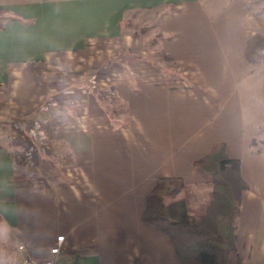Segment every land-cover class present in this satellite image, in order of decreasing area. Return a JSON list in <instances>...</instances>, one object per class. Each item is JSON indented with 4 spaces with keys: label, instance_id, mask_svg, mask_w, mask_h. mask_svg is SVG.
<instances>
[{
    "label": "crops",
    "instance_id": "obj_1",
    "mask_svg": "<svg viewBox=\"0 0 264 264\" xmlns=\"http://www.w3.org/2000/svg\"><path fill=\"white\" fill-rule=\"evenodd\" d=\"M0 11V122L17 132L0 142L1 233L36 254L64 235L59 264H179L142 219L145 196L163 177L209 180L193 161L223 143L247 185L236 248L264 264V60L246 52L264 36V0H0ZM141 13L159 68L150 36L123 28ZM26 148L59 175L17 174Z\"/></svg>",
    "mask_w": 264,
    "mask_h": 264
},
{
    "label": "trees",
    "instance_id": "obj_2",
    "mask_svg": "<svg viewBox=\"0 0 264 264\" xmlns=\"http://www.w3.org/2000/svg\"><path fill=\"white\" fill-rule=\"evenodd\" d=\"M262 49L264 36L256 34L248 43V58L258 60L254 54ZM193 164L210 179L194 184L180 176L158 179L145 196L142 219L169 236L179 264H242L234 241L240 197L247 186L239 158L227 156L223 143H216Z\"/></svg>",
    "mask_w": 264,
    "mask_h": 264
},
{
    "label": "rangeland",
    "instance_id": "obj_3",
    "mask_svg": "<svg viewBox=\"0 0 264 264\" xmlns=\"http://www.w3.org/2000/svg\"><path fill=\"white\" fill-rule=\"evenodd\" d=\"M1 14L3 16H5L2 11H0V15ZM146 16H147V14L145 15L144 13L136 14L134 16L133 15L127 16L126 22H124L123 28H125V30H127L128 32L140 31V32H142V34H146L147 36H150L149 42H151L152 44H149V46L147 48V52L150 49L152 51L148 52L145 56L151 54L150 60H151L152 64L156 68H159V65H158L159 60L158 59H160V56H161V53H159V51H157V44L159 42V37L157 35H155V33L152 29L149 30V26H150L149 24H151V22H144ZM0 18H1V16H0ZM134 19H137V22H135L136 20H134ZM153 33H154V37H153ZM129 51L130 50L127 48L124 49L123 55L126 57V60L129 59V57L127 56L128 53H131ZM142 55L140 56L139 54H137L138 57H142ZM255 55H257L256 58H258L259 60H264V50L263 49H262V51L261 50L257 51V53L254 54V56ZM160 61L162 64H164V62H162V61L166 62L164 57ZM0 98L4 99L5 97H2L0 95ZM122 109L123 108H118L116 110V114L122 113V111H123ZM56 112H58V111H56ZM108 113L112 117L113 114L110 110H108ZM13 126L14 125H9V124L4 125L0 122V142H6V141L10 142V139L8 140V138L6 136L10 134V131L12 130L11 127L13 128ZM15 130L16 129L13 128V134H17V132H15ZM18 157L21 160V163L22 162H24V163L28 162V163L23 164V166L20 168L17 167V169H16L17 174H23L24 178L30 182H33L34 180L46 181V180H49L50 178H53L54 176L59 175V170L55 167L56 165L54 164V161L52 159H49L46 157L42 158L40 156L39 160L37 161L38 163H36L34 166H32V161L36 159V156H35V154H32L28 148H26L24 150V153L21 152V154H19ZM198 190H199V188H198ZM171 199H173V196H170L168 198V200H171ZM10 237L11 236L9 235V233H4V231H2V233L0 232V264H10L14 259V253H15L14 250H15L16 244H14L15 242L13 241V239H10Z\"/></svg>",
    "mask_w": 264,
    "mask_h": 264
},
{
    "label": "built area",
    "instance_id": "obj_4",
    "mask_svg": "<svg viewBox=\"0 0 264 264\" xmlns=\"http://www.w3.org/2000/svg\"><path fill=\"white\" fill-rule=\"evenodd\" d=\"M63 238L64 235L57 236L44 254H36L23 241H18L14 250L15 259L10 264H59L58 256L63 252Z\"/></svg>",
    "mask_w": 264,
    "mask_h": 264
}]
</instances>
